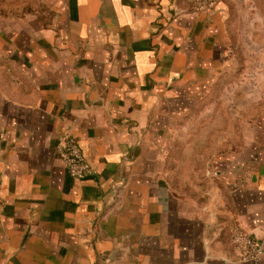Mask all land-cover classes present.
<instances>
[{"label": "crops", "instance_id": "obj_1", "mask_svg": "<svg viewBox=\"0 0 264 264\" xmlns=\"http://www.w3.org/2000/svg\"><path fill=\"white\" fill-rule=\"evenodd\" d=\"M232 0H57L0 26V264H264V113L213 153L197 191L169 182L173 123L235 63ZM72 135L90 172L70 177Z\"/></svg>", "mask_w": 264, "mask_h": 264}, {"label": "rangeland", "instance_id": "obj_2", "mask_svg": "<svg viewBox=\"0 0 264 264\" xmlns=\"http://www.w3.org/2000/svg\"><path fill=\"white\" fill-rule=\"evenodd\" d=\"M57 0H0V26L49 9ZM235 63L215 89L171 127L169 182L196 192L213 153L239 147L244 124L264 113V0H232ZM0 55V87L12 80ZM202 188V186H199Z\"/></svg>", "mask_w": 264, "mask_h": 264}, {"label": "built area", "instance_id": "obj_3", "mask_svg": "<svg viewBox=\"0 0 264 264\" xmlns=\"http://www.w3.org/2000/svg\"><path fill=\"white\" fill-rule=\"evenodd\" d=\"M188 1L197 11H209L214 7L215 2V0ZM56 153L70 177L81 179L89 174L90 167L84 160L81 148L72 135L66 133L60 137L56 146ZM230 239L242 258L256 261L263 254L264 242L252 239L238 227L231 228Z\"/></svg>", "mask_w": 264, "mask_h": 264}]
</instances>
